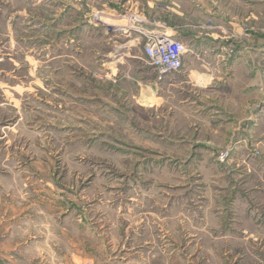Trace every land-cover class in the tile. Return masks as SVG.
Listing matches in <instances>:
<instances>
[{
  "label": "rangeland",
  "instance_id": "rangeland-1",
  "mask_svg": "<svg viewBox=\"0 0 264 264\" xmlns=\"http://www.w3.org/2000/svg\"><path fill=\"white\" fill-rule=\"evenodd\" d=\"M0 264H264V0H0Z\"/></svg>",
  "mask_w": 264,
  "mask_h": 264
},
{
  "label": "built area",
  "instance_id": "built-area-1",
  "mask_svg": "<svg viewBox=\"0 0 264 264\" xmlns=\"http://www.w3.org/2000/svg\"><path fill=\"white\" fill-rule=\"evenodd\" d=\"M146 61L159 75L178 72L186 48L179 41L166 38L165 34L146 38L143 47Z\"/></svg>",
  "mask_w": 264,
  "mask_h": 264
},
{
  "label": "crops",
  "instance_id": "crops-1",
  "mask_svg": "<svg viewBox=\"0 0 264 264\" xmlns=\"http://www.w3.org/2000/svg\"><path fill=\"white\" fill-rule=\"evenodd\" d=\"M129 41L130 42H128L127 43L128 45H126V47H125L128 51L133 49V46H132L133 42L131 40H129ZM191 42L192 43H191L190 46L192 47V46H194V43H193V41H191ZM259 49H262V48H259ZM118 56L119 55L117 54L116 57H118ZM116 57H114V58H116ZM127 57L132 58V59H138L136 57V55H133V54H131V55L127 56ZM193 59L194 58L191 57V55L188 54V55L184 56L183 61L185 62V61L193 60ZM114 62L115 63H112L111 66H113V64L115 65L116 63H118V59L115 60ZM109 66H110V64H109ZM141 76H142V73H141ZM115 77H116V74L112 73V78L114 79ZM192 78L196 79L195 83H197V82H199L201 80H204L205 85L210 84V81L212 80L214 82V85L211 88H215L216 87V81L219 82L220 80H222V79H218L216 77H214L215 78L214 79L212 77H209L208 75H202V74H200V73H198L196 71H192L191 69H187L185 71L182 70V71H179V72H176V73L172 74L171 76H168L164 80L163 83L158 84V85L160 87H162V88H176L177 86H179L181 84V82L189 84V81H191ZM112 81L115 82V80H112ZM140 81H141L140 82V84H141L140 87L141 88H148V84L146 85V84L143 83V77L140 78Z\"/></svg>",
  "mask_w": 264,
  "mask_h": 264
},
{
  "label": "bare ground",
  "instance_id": "bare-ground-1",
  "mask_svg": "<svg viewBox=\"0 0 264 264\" xmlns=\"http://www.w3.org/2000/svg\"><path fill=\"white\" fill-rule=\"evenodd\" d=\"M134 28V27H133ZM114 31V30H113ZM118 32V31H117ZM146 32V31H145ZM148 32V31H147ZM121 33V32H120ZM129 35V34H128ZM146 38H149V37H155L157 36L158 34H155V33H152V32H148L146 34H143ZM168 38V37H166ZM148 64V63H147Z\"/></svg>",
  "mask_w": 264,
  "mask_h": 264
}]
</instances>
